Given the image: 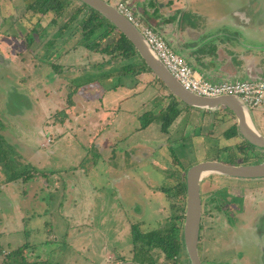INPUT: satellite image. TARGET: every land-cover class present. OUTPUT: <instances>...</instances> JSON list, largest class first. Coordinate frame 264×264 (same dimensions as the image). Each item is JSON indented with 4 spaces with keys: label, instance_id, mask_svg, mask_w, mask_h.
Masks as SVG:
<instances>
[{
    "label": "rangeland",
    "instance_id": "1",
    "mask_svg": "<svg viewBox=\"0 0 264 264\" xmlns=\"http://www.w3.org/2000/svg\"><path fill=\"white\" fill-rule=\"evenodd\" d=\"M30 1L0 0V134L3 136V150L9 144L12 159L15 158L9 166H5L4 159L0 160V264H22L19 257H11V252L24 243L30 245L23 253L25 262L29 264H35L33 261L36 258L47 259L51 264H116L119 260L133 259L142 263L147 254L139 252L140 242L133 241L131 225L137 223L141 232L165 226L177 214V206L182 201L186 202V198L181 200L171 195H175L181 179L184 181L188 168L204 158L215 157L217 150L230 146L240 148L248 142L245 143L240 135L231 139L225 137L224 131L237 124L235 115L229 109H198L181 103L184 110L169 133H162L158 127L157 132L145 135V139L152 141V144L159 141L152 152H144L140 156L142 158L135 160L132 157L136 153L132 151L128 157L124 156L123 162L116 161L111 165L103 159L106 154L96 150L100 143L90 151L87 145H79L85 152L75 161L80 166L70 170L67 167L69 163L65 161L63 165L66 168L63 170L66 174L61 175L60 188L46 191L52 187L45 173L41 172H45L40 163L46 157V153L42 152H50L55 143V138L50 142L47 140L49 123L46 121L65 118L66 111L73 110L72 95L64 103L63 94H75L79 89L87 95L94 88L100 89L98 81L103 83L102 80L117 84L124 80H135L137 88L132 91V96L137 95L140 103L146 105L141 125L150 122L152 113L159 115L162 106L168 105L169 99L157 90L153 80L158 78L151 71H139L132 65L127 69L122 56H113L110 50L116 40V33L103 40L98 39L97 49L83 45L82 22L90 11L83 2L69 0L62 15L58 16L51 9L41 17L36 16L35 22H28L27 15L31 13L26 10V6ZM135 5L137 10L142 7L138 1ZM80 8L83 10L78 13ZM55 19L57 21H53ZM64 24L67 26L63 27V32L54 36ZM34 28H37L35 35L32 34L34 40L29 44L25 37ZM126 61L134 62L129 59ZM34 82L40 84L34 87ZM158 84L165 89L161 82ZM41 87L49 95L43 92L39 95L37 91ZM166 92L169 91L166 89ZM62 107L63 110L57 111V115L54 113L49 115V119L46 117L45 114ZM223 111L226 112L224 115ZM250 111L253 121L257 123L258 111ZM225 115L229 116L228 119L220 121ZM86 121L72 123L74 131L70 129L68 132L78 138L82 129L76 130L75 127H91ZM161 124L160 119L153 127L157 128ZM188 124L191 126L186 131ZM116 126L122 127L121 132L123 128L129 127L123 121L120 124L119 119L114 120L110 127ZM259 128L260 125L257 126ZM71 134L67 133L66 136L70 139ZM252 152L253 149H247L244 154L242 151L238 154L245 162L257 163L261 159L256 160L257 156ZM117 153L111 152V155L117 156ZM149 153L152 155L147 156ZM28 160L40 172L37 171L28 180L21 177L9 181V173L29 166L26 163ZM85 172L87 177L83 176ZM134 176L138 177L137 182H132ZM116 179L123 182L120 184L123 191L121 196L114 184L117 183ZM204 180L211 181L214 186L223 181H233L241 185L237 190L242 196L247 194V201L252 197V203L255 201L257 206L264 207L262 180L218 174L208 175ZM69 181L76 185L74 195L78 200V211L73 217L65 214L71 195ZM250 187H255L251 191L257 193H244ZM225 188H214L216 192L213 193L220 197L222 192L226 194ZM86 195L90 196L88 201ZM52 226H57V230H54L57 239L52 237L49 230ZM240 234L239 231L233 241H217L228 242L229 248H225V243L215 249V259H235L236 262L239 259L238 264H264L257 242H253L252 237H245V241H234ZM237 252L243 257L240 258ZM154 253L157 264H163L166 260L163 252L156 249ZM201 254L203 257V252ZM181 257L187 260L183 251Z\"/></svg>",
    "mask_w": 264,
    "mask_h": 264
},
{
    "label": "crops",
    "instance_id": "2",
    "mask_svg": "<svg viewBox=\"0 0 264 264\" xmlns=\"http://www.w3.org/2000/svg\"><path fill=\"white\" fill-rule=\"evenodd\" d=\"M119 1L131 3L135 15L144 24L151 26L163 35L169 45L181 54L193 69L204 78L212 82L264 79V0H112L115 4ZM136 1L142 5L139 10L136 9ZM35 32L32 31L26 35L25 39L29 44H32ZM42 33H45V29ZM55 34L54 36H56ZM138 55L135 56L136 61L141 57L139 52ZM151 72L155 75L153 71ZM134 81L124 80L117 84L102 80L103 83L98 81L99 86H101L100 89L95 90L94 88L88 91L87 95L81 93L79 89L75 94L70 92L66 96L63 94L64 103L67 102L68 96L72 95L73 110L68 109L65 118L56 121L50 118L51 120L46 121L49 123L47 124V136L52 139L55 138L53 148L50 146V152H42L46 153V157L45 161L40 163L45 168V172H41L42 174L45 173V178L52 187L46 191L51 192L53 189L58 190L60 188L61 175L66 174L63 170L66 168L63 165L65 161L69 163L67 167L70 170L72 167L76 170L80 166L79 164L76 165L75 161L80 159L85 152L79 145H87L90 151L100 143L96 150L105 153L106 157L103 159L111 165L112 162H123L124 156L128 157L132 151L136 153L132 159L139 160L144 152H152V148H156L159 144V141L152 144V141L145 139V135L157 132L158 127L162 133H169L170 129L175 126L184 110L181 103H179V107L182 109L181 114L168 128H163L162 124L157 128L153 127L155 122L162 120V114L166 110V107L163 106L159 115L152 113L150 122L141 125L140 120L144 117L143 108L146 105L140 103V98L137 95L132 96V91L137 88ZM153 81L157 85V90L161 91L162 96L169 99L168 103L172 101L173 96H171L172 93L169 89L165 85V89L160 87L158 84L161 82L160 80ZM38 84L40 82H34L33 86L36 87ZM166 89L169 92H166ZM37 92L39 95L41 92L49 95L48 91L42 87ZM138 105L139 107H137ZM157 106L159 107L158 104ZM63 108H57L54 112L45 115L49 119V115L54 113L57 115V111L61 112ZM256 111H258L257 123L264 129V108ZM117 119L120 120V124L123 121L129 127L123 128V132H121V126L111 128L110 126ZM84 120H87L86 122L91 124L92 128L89 126L75 127L76 130L82 129H80L78 138L68 132L70 129L74 131L71 126L72 123L81 124ZM254 124L257 127L255 121ZM190 126L191 124H188L185 130L187 131ZM67 133L71 134L72 138L69 139L66 136ZM102 135L104 137L100 138ZM76 138L78 140H75ZM102 141L103 143H101ZM117 151V156L111 155V152ZM148 155L151 156L152 153ZM148 158L150 159V157ZM26 163L29 165L28 167H34L31 161L28 160ZM135 173L140 176L136 171ZM83 176L87 177L86 172ZM137 179L138 177L134 176L132 182H137ZM70 182L68 186L71 195L69 207L65 214L73 217L74 213L78 211V200L77 196L74 195L76 185L72 182L73 185H71ZM116 182L113 183L117 185L121 196L123 191L120 184L123 182L120 179H116ZM63 194L64 190L62 189ZM89 198L90 196L86 195V201ZM76 225H80V223ZM49 230L53 234L52 237L57 239L58 236L54 232L57 230V226H52ZM64 236L66 237L67 233Z\"/></svg>",
    "mask_w": 264,
    "mask_h": 264
},
{
    "label": "water",
    "instance_id": "3",
    "mask_svg": "<svg viewBox=\"0 0 264 264\" xmlns=\"http://www.w3.org/2000/svg\"><path fill=\"white\" fill-rule=\"evenodd\" d=\"M99 11L117 29L122 32L135 46L146 64L165 84L169 91L185 104L208 110L229 109L237 119L239 134L258 149H264V134L254 124L251 109L235 95L206 97L195 94L184 88L166 68L147 42L141 30L122 14L115 4L108 0H80ZM184 58V57H183ZM253 126L248 122V117ZM218 174L244 178L264 177V160L254 164H228L218 160H203L191 165L186 172V205L183 222V252L188 255L191 264H202L198 243L201 226V196L200 182L205 175ZM117 264H138L124 260Z\"/></svg>",
    "mask_w": 264,
    "mask_h": 264
},
{
    "label": "trees",
    "instance_id": "4",
    "mask_svg": "<svg viewBox=\"0 0 264 264\" xmlns=\"http://www.w3.org/2000/svg\"><path fill=\"white\" fill-rule=\"evenodd\" d=\"M69 0H31L30 3L27 4V11H30L28 14L27 21L35 22V17H40L46 14L49 10H55L57 15L60 16L64 13L66 7L68 6ZM85 7H88L90 11H88V15L84 18L82 22L83 28V45L89 49H97L99 46L98 39H105L107 36L116 33L117 37L114 41L112 49L110 50L113 53V56L120 55L122 56V61L126 62L127 69H130L132 65L134 69L139 71H152L151 68L146 64L143 58L140 57V60L136 61L135 56L138 55V51L133 45V43L122 33L117 27L109 21L105 16H103L99 11L94 8L88 6L87 4H83ZM83 8L78 10V13L82 11ZM78 15V14H76ZM34 20V21H33ZM53 21H57L56 19ZM67 26L64 24L59 28V31L55 34L56 36L59 33L63 32V27ZM37 28H34L32 31H36ZM30 31L29 33H31ZM28 33V34H29ZM139 56V55H138ZM126 59L134 62H128ZM160 80V79H158ZM161 81V80H160ZM162 82V81H161ZM163 85H165L162 82ZM172 101L168 103L166 106L165 112L162 114V127L168 128L176 118L181 114L182 109L179 107V103H183L179 98L175 95L171 94ZM185 104V103H183ZM186 106L193 108L187 104ZM224 135L226 138L231 139L239 135L238 125L233 124L230 128L224 131ZM247 141H245L246 143ZM3 136L0 134V160L4 159L5 166L11 165L14 160L13 153H11V148L8 145V148H4L3 150ZM248 144V143H246ZM246 147L243 145L240 146V151L243 153L247 151ZM40 172L35 167H24L23 169L14 170L9 173V181L18 179L23 177L24 179H29L32 177L34 173ZM175 197H178L181 200H185L186 198V181L184 175V182L180 183L178 189L175 193ZM185 201H182L180 206H177V214L172 217L165 226H162L158 229H153L147 232H141L138 228L137 223H133L131 225L132 230V238L136 243L140 242V248L142 249V253H147L151 249H159L165 255V262L163 264H178L179 257L183 251V221H184V212H185ZM175 218V219H173ZM28 243H24L16 250L11 252V257H19L21 259L22 264H29V262H25L26 257L23 254L24 251L29 248ZM37 260V261H36ZM33 262L35 264H51L47 259L39 260L35 259Z\"/></svg>",
    "mask_w": 264,
    "mask_h": 264
},
{
    "label": "flooded vegetation",
    "instance_id": "5",
    "mask_svg": "<svg viewBox=\"0 0 264 264\" xmlns=\"http://www.w3.org/2000/svg\"><path fill=\"white\" fill-rule=\"evenodd\" d=\"M108 1L115 4V2H112V0H108ZM224 113L226 112L223 111V115ZM228 117H229L228 115H225L224 117H221L219 120L224 122V120H227ZM256 124L259 127V124L258 123ZM259 130L262 133H264V129L259 128ZM242 138L244 139V137ZM244 141H247V140L244 139ZM248 144L250 145V148ZM248 144L245 145L246 147L245 149H250V150L253 149L252 153L257 156L256 160L261 159L258 161L259 162L263 161L264 160V149H258L257 147H255L249 142ZM240 150H241L240 148L234 149L232 146L225 147L223 148V150H217L215 157H208V158H204L203 160H208V159L218 160V161H222L228 164H254L255 163V162L254 163L245 162L243 157H241L238 154ZM258 161L257 163H259ZM227 176L236 177V176H230V175H227ZM244 179H259V180L264 181V177L244 178ZM203 180L204 179H202L200 182L202 215H201V226H200V240L198 243L199 255H200L202 264H205V263L206 264H235V263L238 264V262H240L239 259L237 260V262L235 261V259H231L230 261L227 259H223V261L217 260L213 256V253H216L215 249L221 248L222 245L225 243L227 244V247L225 248L228 249L229 248L228 242H217V241L221 239H224V240L231 239V241H233V237L234 236L236 237L239 231L241 232V234L239 235V237L235 238L234 241L235 242L239 240L245 241V237L246 238L252 237L253 242H257V247L264 259V207L257 206L255 204L256 203L255 201L252 203V200H251L252 197H250V199L247 201V194H243L242 196V194H240L238 191L241 185H238V184L236 185L233 183V181H223V182L218 183L216 186H214V183H210L211 181H205V180L203 181ZM185 181H186V174H185ZM182 182L184 181L181 179V183ZM261 184L262 183H260L259 185ZM207 186H210V187L205 188ZM214 188H216V190L218 189L222 190L225 188L227 189L225 191L226 194L222 192V194L219 197L215 193H213V192H216V191H213ZM252 188H255V187H250L244 193H247V192L257 193L254 190L251 191ZM171 196L175 197V195H171ZM237 202H239V204ZM185 205H186V202H185ZM139 247H140V244H139ZM232 249H234L233 246H232ZM138 250H140L139 252H142L141 248ZM154 250L156 249H151L149 252L146 253L147 258H144L142 263L137 262L138 260H134V259L131 261L138 263V264H157ZM202 252H203V257L201 254ZM237 255L239 256V252H237ZM181 256H182V253H181ZM181 256L179 257L178 264H191L188 255H187L186 261H184ZM239 257L240 258L243 257V254H241ZM120 261H124V260H119L118 262Z\"/></svg>",
    "mask_w": 264,
    "mask_h": 264
},
{
    "label": "built area",
    "instance_id": "6",
    "mask_svg": "<svg viewBox=\"0 0 264 264\" xmlns=\"http://www.w3.org/2000/svg\"><path fill=\"white\" fill-rule=\"evenodd\" d=\"M115 6L141 30L151 48L184 88L206 97L235 95L251 110L264 108V79L212 82L196 72L183 56L169 45L163 35L144 24L135 15L128 1H119ZM47 140L50 142L52 138Z\"/></svg>",
    "mask_w": 264,
    "mask_h": 264
},
{
    "label": "bare ground",
    "instance_id": "7",
    "mask_svg": "<svg viewBox=\"0 0 264 264\" xmlns=\"http://www.w3.org/2000/svg\"><path fill=\"white\" fill-rule=\"evenodd\" d=\"M247 117H248V122H249V124H250L251 126H253L252 123H251V121H250L249 116H247ZM206 176H208V175H205L204 177H206Z\"/></svg>",
    "mask_w": 264,
    "mask_h": 264
}]
</instances>
